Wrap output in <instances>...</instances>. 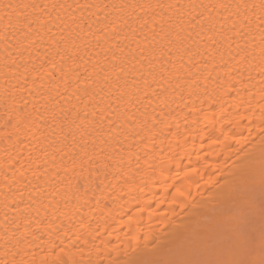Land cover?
Masks as SVG:
<instances>
[{
    "label": "bare ground",
    "instance_id": "1",
    "mask_svg": "<svg viewBox=\"0 0 264 264\" xmlns=\"http://www.w3.org/2000/svg\"><path fill=\"white\" fill-rule=\"evenodd\" d=\"M34 2L62 4L64 8H49L43 13L48 23L31 47L27 41L19 45L12 36L6 51L0 39V262L23 259L27 264H55L58 258L69 260V264L71 260L78 264H123L143 258L182 261L184 251L173 242L177 232L191 235L211 227L214 237L223 240L231 231L229 218L236 214V208L217 198L219 184L249 158L255 161L257 203L261 196L257 126L264 108V60L258 49L251 50L244 64L227 55L223 58L227 65L219 55L209 61L194 56L192 71L200 77V86L191 97L193 90L185 83L181 69L172 87L165 85L160 96L152 97L146 127L138 124L126 140L121 133L123 145L116 144L115 152L97 139L88 150L91 159H77L73 171L67 156L62 163L63 153L48 147L54 137L45 140L18 112L23 99L35 100L26 92L20 93L17 86L24 75L29 81L35 77L34 66L37 71L42 63L47 68L53 58L61 63L56 52L65 56L62 63L69 77L75 75L72 69L83 76L84 68L91 71L97 60L104 64L117 44L127 53L133 30L137 40H144L147 29L141 32V25L145 20L152 22V13L122 6L174 0ZM123 20L128 23L120 27ZM114 25L116 32L111 31ZM152 43L160 48L165 41ZM166 59L161 58V62ZM176 63L178 66L180 61ZM229 86L234 90L228 91ZM153 87L159 91L157 85ZM26 111H31V104ZM42 131L46 134L47 130ZM209 138L219 143L213 144ZM102 147L104 153H100ZM79 152L78 145L69 155ZM103 164L108 167L103 168ZM41 173L42 178L37 179ZM88 181L94 182L84 193ZM69 182H79L81 192H69ZM259 227L257 218V242ZM17 240L22 241L18 246ZM242 255L238 252L235 258Z\"/></svg>",
    "mask_w": 264,
    "mask_h": 264
},
{
    "label": "snow or ice",
    "instance_id": "2",
    "mask_svg": "<svg viewBox=\"0 0 264 264\" xmlns=\"http://www.w3.org/2000/svg\"><path fill=\"white\" fill-rule=\"evenodd\" d=\"M122 7H139L142 12L151 11L152 22L145 20L141 25V32L147 29L143 41L136 39L133 30L127 53L117 44L116 51L106 58L104 64L97 60L91 71L84 68L83 76L72 69L75 75L69 77L62 63L65 56L56 52L55 55L60 57L61 63H57L53 58L47 62V68L42 63L37 71L34 66L35 77L29 81L28 76L24 75L23 82L17 86L20 93L26 92L35 100L33 102L23 99L18 112L23 115L25 121L32 123L36 131L41 132L45 140L54 137L48 147L53 148L54 152L63 153L62 163L67 156L72 161L73 171L77 166V159H83L85 156L91 159L88 150L90 146L96 144L97 139L101 145L110 147L115 152L116 144L123 145V141L119 139L121 133L126 140L129 131H134L138 124L146 127L147 109L152 104V97L160 96L165 90V85L172 87L173 80L181 69L185 73V83L193 90L189 92L191 97L194 90L200 86V77L192 71L195 66L194 56L209 61L219 55L223 61L227 55L236 63L244 64L252 55L251 50L258 49L259 56L264 60V0H215L212 3L174 0L169 3ZM49 8H64V5L40 4L34 0H0V39L4 41L5 50L7 51L8 40L12 36L17 37V42L21 46L25 41L29 47L34 45L39 33L48 23L43 18V13ZM157 9L160 10L159 13L156 12ZM127 23V20H123L120 27ZM111 31L116 32L117 26L114 25ZM158 39L165 41L163 47L157 48L152 43ZM133 43L136 45L135 48L131 47ZM163 57L167 59L162 63ZM173 57L180 61L178 66ZM185 57L187 64L184 63ZM223 62L227 65V61ZM166 64H170L171 67H165ZM261 71L264 75V68ZM154 84L158 86L159 91L153 87ZM179 86L177 82V87ZM233 90L234 86H229L228 91ZM29 104L30 112L26 111ZM140 117L144 120L142 121ZM185 119L187 120V117ZM257 127L261 146L259 203L256 198L257 173L253 159L249 158L247 163L242 161L236 171L225 178L222 184L217 182L220 189L216 194L217 198L234 204L236 208V214L229 218L231 231L225 238L217 240L211 227L193 232L191 235L177 232L173 242L183 249L186 256L184 260L160 261L143 258L125 261L123 264H264V108L261 110V124ZM42 130H47L46 134ZM209 139L213 144L219 143L218 140ZM78 145L80 152L70 156L69 153ZM104 151L105 148L102 147L100 153ZM120 151H124L123 146ZM244 156L248 157L249 153L245 152ZM96 157L101 158L99 153ZM107 158L111 159V156ZM145 163L153 167L147 160ZM102 167L108 166L103 164ZM139 168L137 158L136 170ZM64 170L67 172L69 168L65 167ZM80 175L83 176L82 173ZM42 176L43 173L37 176V179H41ZM93 182L88 181L84 184V193ZM68 191L74 195L80 193V183L69 182ZM5 207H8L7 203ZM257 218L260 225L258 242L255 230ZM16 243L18 246L22 241L17 240ZM151 251L155 252V249ZM238 252L243 254L240 259L235 258ZM16 254L13 253L14 256ZM11 264L27 262L23 259L20 261L13 259ZM55 264H69V260L58 258ZM71 264L78 262L71 260Z\"/></svg>",
    "mask_w": 264,
    "mask_h": 264
}]
</instances>
